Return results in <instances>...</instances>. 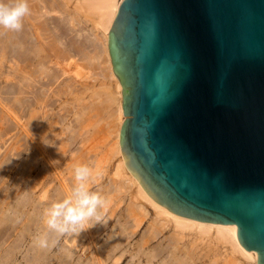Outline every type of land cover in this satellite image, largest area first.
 <instances>
[{"label":"water","instance_id":"water-1","mask_svg":"<svg viewBox=\"0 0 264 264\" xmlns=\"http://www.w3.org/2000/svg\"><path fill=\"white\" fill-rule=\"evenodd\" d=\"M108 51L126 168L264 264V0H121Z\"/></svg>","mask_w":264,"mask_h":264},{"label":"bare ground","instance_id":"bare-ground-1","mask_svg":"<svg viewBox=\"0 0 264 264\" xmlns=\"http://www.w3.org/2000/svg\"><path fill=\"white\" fill-rule=\"evenodd\" d=\"M28 1L32 4L26 2L29 13L22 18L21 30L14 31L0 26V80L3 82H0V107L9 112V116H4L5 126L3 127L5 129L0 130V138L7 136L8 132L16 131L17 127L20 128L22 132L16 131L14 134L19 137L16 145L18 149L20 147L26 153V155L24 153L25 157H21L22 160L17 169H13V178L10 180L7 173L10 172L16 158L23 151L18 155L15 149L10 152L8 149L9 154H5L0 148V185L2 186L0 190V233L7 228L16 232L14 240L11 239L12 236L8 239V234L6 239L0 237V248H2L0 251L3 254H0V258L2 260L10 258L13 252L19 251L21 262L17 264H122L127 255H130V260L126 264H131L135 258L137 264H193L197 261L196 254L192 250L194 247L189 248L191 245L183 247L180 243L184 232L193 231L200 239L211 235L216 243L227 245L229 251L227 255L225 254L226 256L224 255L222 264H256V253L237 243L232 225L181 216L163 207L145 192L126 168L119 144L121 86L112 69L108 51V32L121 0ZM17 2L18 0H0V4L10 8L14 7ZM50 14H57L58 17L52 18ZM88 23L92 26L91 28L87 27ZM102 56L105 59L103 63L101 62L104 67L99 72L101 78L107 79L110 91L104 93V100H99L100 96L94 94L97 102H91L89 99L91 104L88 102V106L81 104V99L77 98L74 105L76 104L78 108L73 106L76 110L73 113L74 126L68 125L59 130L66 117L55 115L52 116L51 121L48 120L47 112L52 105L50 92L57 99L71 91L73 87L66 84V81L59 83L55 88L54 85L58 82L60 75L49 65L55 61L53 65L61 67L60 63L63 62L64 67L60 68L63 76L67 73L66 67L75 65L76 68H80L79 61L91 63ZM79 73L76 71L75 76H79ZM99 106L112 108L105 126L109 127H107L108 136L110 132H114V143L111 144L110 149L107 148L110 153L107 156L110 160L100 159V161V157H97L98 160L92 161L90 168L94 170V174L89 185L97 178L95 170L102 163L108 164L115 159L112 178L109 180L111 182L106 188V193L103 194L101 188L98 190L107 201V211L104 213H107L108 219L98 228L96 227L97 222L91 220L79 233L60 235L47 229L44 223V211L53 203L60 202L71 194L75 183L72 186L69 184L71 182L64 179L63 168L66 167L59 165V162L65 157L67 149L75 139L91 126L92 119L88 116V121L86 116L90 112L96 113ZM99 110L97 113L101 112ZM87 125H89L88 128ZM82 139L84 143L90 138L85 136ZM7 142L4 140L3 145ZM80 151L76 153L81 154L83 150ZM77 154L76 157L79 158ZM86 155L84 159H87ZM80 158L75 160L73 165L74 163L81 164L80 161L83 160ZM84 162L83 164L86 163ZM41 164L42 167L37 171L38 165ZM51 170L52 174L49 173ZM102 177L100 176L101 179ZM121 194H124L128 200L123 212L122 223L119 221L108 230L107 222L114 213L110 205L113 203L116 207L123 203L125 199ZM147 206L153 210L154 217L147 230L141 235L137 244V252L131 254L127 242L147 218ZM168 224L172 225L174 231L168 238H165L166 242L157 243V246L149 250L145 249L144 246L155 240ZM102 231L105 235L100 239ZM45 234L49 246L40 248L35 243V239ZM27 236L30 243H27L28 246L24 249ZM95 236L98 239L97 242H95ZM84 240L89 241L87 245ZM55 246L58 247L57 253H54ZM89 250L92 253L90 256H85Z\"/></svg>","mask_w":264,"mask_h":264},{"label":"rangeland","instance_id":"rangeland-1","mask_svg":"<svg viewBox=\"0 0 264 264\" xmlns=\"http://www.w3.org/2000/svg\"><path fill=\"white\" fill-rule=\"evenodd\" d=\"M26 2H29L30 3V1H28V0ZM30 4H32V3H30ZM49 16L52 17V18H57L58 17L57 14H50ZM87 27L88 28L89 27L91 28L92 26L88 23L87 24ZM33 29H35V28H33ZM104 60L105 59L102 56V58L95 59V62L94 61H91V63L90 62H86L85 63V62L79 61L80 66L82 68L81 67L80 68H76L75 65H70V66L66 67L67 73L65 75H63V76L61 75V70H60L61 67H64V63L63 62L60 63V66L61 67L53 65L55 63V61L53 62V64H50L49 65L53 70H55V72L57 74L60 75L59 76V79H58V82L54 85L55 88L59 85V83H61V82L64 83L66 81H67L66 84H69V85H71L73 87L71 91H68L65 95H63L61 97H58L57 99L54 98L55 96L53 95L52 92H50V96H51L50 103L52 105L49 107V111L47 112V117L49 118L48 120L51 121L52 116H55V115H59L60 117H64V116L66 117L65 118V121L60 125L59 130H61V128L63 129V128L67 127L68 125L69 126L70 125L71 126H74L75 121H74L73 113H75L76 110L73 108V106L76 107V104L74 105V103H76L77 98L78 99L79 98L81 99L80 100L81 101V104H84V106H86V105L88 106L89 105L88 102L90 104H91V102H97V98L95 97L94 94H97L98 96H100V98L97 96L99 98V100H101V99L104 100V98H105L104 93L107 92V91H110V89H109V83H108L107 79L106 78L104 79L103 77L101 78V75H100V72H99V71H101L100 69H102L104 67V64H102L103 63L102 61H104ZM69 63H72V62H69ZM76 71H79L80 72L79 73L80 75L77 76V77L75 76V72ZM58 72H60V73H58ZM0 82L3 83L2 80H0ZM89 99H90L91 102L89 101ZM94 99H96V101ZM105 107L106 106H102V107L99 106V108L97 107V109L98 110L100 109L101 112L97 113L98 110L96 109V113L95 112H90L86 116L87 117L86 120H88V118L91 117L90 118V119H92V121H90L91 122V124H90L91 126L90 127H89V125L86 126L87 128L88 127L89 128L88 129L86 128L87 130H85V132H82L83 134L81 136H79L77 139H75V141L73 142V144L67 149V153H66L65 157L62 158L60 160V162H59V165H62L63 167L65 165V167H66V168H63L64 169L63 170V175L64 176L63 175L62 176L64 177V179H66L67 181L71 182V183H69V182L68 183L71 184L72 186H73L74 183H76L75 182V178H74V168L77 165H76V163H74L75 165H73V162H75V160L77 161V159H79L80 157H82V158H80V160H83L86 163L87 162L88 163L86 164L84 162L85 164H83V161H80V163L81 162L82 163L81 164H78V165H88L89 167L92 166V161L95 162V160H98L97 157L98 158L100 157L99 160L100 159L101 160L102 159L103 160L104 159L110 160V157H108L109 156L108 155V153H109L108 150L110 149L109 147L111 146V144L114 143V132L113 133L110 132V136H108L109 135V130L107 131V129L109 127L107 126L108 127L107 128L105 126L106 125L105 123L108 122V116L112 112V108L107 109ZM77 108L78 107H76V109ZM62 109H64V111ZM65 109H68V110H65ZM70 110L72 111V113H71ZM105 110H106V113H105ZM66 111H69V112L66 113ZM6 113H8V114H6ZM92 113H94V114H92ZM4 114H6V115H4ZM0 115H2V116H0V120H1V122H0V124H1L0 125V130H1L2 128L5 129V127H3V126H5L4 125L5 123H3V122H5V119H4L5 117L4 116H9V112L6 111V109H3V108L0 107ZM92 123H94V124H92ZM4 129L1 130V131H4ZM97 130L99 132H97ZM16 131L17 132H19V131L22 132L20 130V128L18 129V127H17V130ZM16 131H13V132H10V133L8 132L7 133V136L2 137V139L0 138V146H1L0 148H1V150H4V153L5 154H9V152L11 150H13V149H15V152L18 155H19V153L21 151H23V149L20 148V147L18 149V147L16 145V140H17V138H19V137H16V135H14V134H16L15 133ZM87 134H88V136H87ZM85 136L87 138L89 137L90 139H87V141H85L84 143H82V140H83L82 138L85 137ZM21 137H22V134H21ZM3 139L5 141H8L6 145H3L4 144V140ZM79 146H80V148H79ZM81 147H82V149H81ZM107 148H109V149H107ZM8 149H9V152H8ZM1 150H0V152H1ZM78 150L79 151L80 150L81 151L83 150V151H82L81 154H77L76 152ZM24 153H25V151L21 152L22 155L20 154L16 158L15 164L10 169V172L7 173V177L10 180L13 178V171L17 169L20 161L22 160L21 157L22 158L25 157L24 156ZM76 154L79 156V158L76 157ZM25 155H26V153H25ZM84 155L88 156V157H86L87 159H84V157H85ZM104 157H107V158H104ZM113 164H115V159H112V161H110V163H108V164L107 163H102L100 165L101 167L99 166V168L97 170H95V172L98 171L100 173V176L101 177L103 176V177L101 179L100 176H98V177L96 176L97 177L96 180L95 181H92V183L89 185L90 191L98 192V190L101 188V190L103 191V194L106 193V190H107L106 188L109 187V185H110L109 183L111 182V181L109 182V180H111V178H112ZM41 167H42V164L41 165H38L37 171ZM67 167H68V169H67ZM57 168L59 169L60 167L58 166ZM106 168H108V169H106ZM49 173L52 174V170ZM35 174H33V176H35ZM51 174H50V177H51ZM10 176H12V177H10ZM99 178H100V180H98ZM46 179H47V177H46ZM1 188H2V186L0 185V190H1ZM122 197L125 200L123 201V203L119 204V206H116L117 208L115 206H113V203H111V205H110V207H112V210H114V213H113V216L111 217L110 221L107 222L108 224H107L106 227L108 228V230H110L112 227H114L117 222L120 221L122 223V219H123V216H124V213L123 212L126 209V206L128 204V200H127L126 196L123 194ZM147 211H148L147 218L143 221V223L141 224V226L134 232L133 236H131V238L127 242V247L130 249L131 254L133 252L134 253L137 252V244H138V242H139V240L141 238V235L145 232V230H147L148 226L150 225V223H151V221H152V219L154 217V212H153V210L149 206H147ZM115 218H117V219H115ZM107 219H108V215H107V213H104L103 214V220L100 222V224L97 223L96 224V227L98 228L99 226H101V224L105 223L107 221ZM148 221H150V222H148ZM11 231L12 230L11 229L9 230V228L4 229V231L0 233V235H1L0 237H3V239L4 238L6 239L7 238L6 235L8 234V239H10L9 237L12 236L11 239L14 240L15 239L16 232L15 231H12L11 232ZM173 231H174V229H173L172 225L171 224H168L166 226V229L155 240H153L148 245L144 246V248L149 250L152 247L157 246V243L158 244L165 243L166 242V239L165 238H168L173 233ZM3 233H5L4 234L5 237L2 236ZM100 234H101V236L99 235L100 236L99 238L101 239V238L104 237L105 232L102 231V232H100ZM27 238L28 239H26V243L24 244V249H25V247L27 248L28 244L30 243V239H29L28 236H27ZM97 240L98 239L95 236V242H97ZM87 241L88 240H84L85 245L88 244L89 241L88 242ZM180 243H181V246H183V247H188L189 245H191V246H189V248L194 247V248H192V250L196 254V257L195 258H196L197 261H195L193 264H211L213 262H215L216 264H220L222 262V260L225 258V256L228 254V251H229L227 245H222L220 243H216V241L213 239V237H211V235L210 236H207L205 238L202 237L200 239V237H198V235L195 234V232H193V231H186V232H184L183 239L181 240ZM58 247H59V245H58ZM58 247L55 246L54 253H57L58 252V249H57ZM0 249L2 250V248H0ZM1 253H2V251H0V254ZM91 253H92V251L89 250V252H87V254H85V256H90ZM202 253H203V255H202ZM13 254H12V257L13 258L12 257L7 258V259L6 258H3L4 260H2L0 258V261H2V263L0 262V264H10V263L11 264H17L19 261L21 262V260L19 259L21 257V254L19 253V251H17V252L15 251V252H13ZM1 255H3V254H1ZM13 259L16 260L15 263H14V260ZM85 259H87V257H85ZM129 260H130V255H127L125 257V259L122 261L123 262L122 264H126ZM131 264H137V259L135 258Z\"/></svg>","mask_w":264,"mask_h":264},{"label":"clouds","instance_id":"clouds-1","mask_svg":"<svg viewBox=\"0 0 264 264\" xmlns=\"http://www.w3.org/2000/svg\"><path fill=\"white\" fill-rule=\"evenodd\" d=\"M28 13L26 0H18L11 8L0 4V26L19 31L22 28V18ZM93 174L94 170L88 165L75 166L76 183L71 194L44 211L47 229L60 235L76 234L83 230L89 221L99 223L103 220V213L107 211V201L99 192L90 191L89 183L93 179ZM95 176H100V173L96 171ZM35 243L40 248L49 246L46 234L37 236Z\"/></svg>","mask_w":264,"mask_h":264}]
</instances>
